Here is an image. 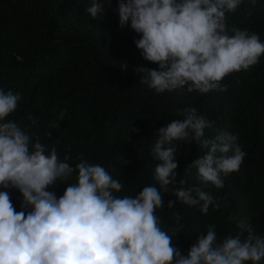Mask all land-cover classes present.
<instances>
[{
	"label": "clouds",
	"instance_id": "9594fccd",
	"mask_svg": "<svg viewBox=\"0 0 264 264\" xmlns=\"http://www.w3.org/2000/svg\"><path fill=\"white\" fill-rule=\"evenodd\" d=\"M241 2L117 0L119 27L130 23L141 37L134 43L142 58L158 65V70L136 69L139 85L157 94L185 86L188 93L226 90L221 81L227 75L249 69L264 55L258 35L237 28L229 35L226 13H234ZM105 5L111 7V0H92L86 12L96 18ZM20 100L19 93L0 89V187L17 189L23 198L17 212L9 193L0 191V264H260L264 260V237L251 227L246 237L240 232L219 241L215 225H208L206 234H198L182 255L172 241L183 231V217L173 213L176 224L165 230L155 214L164 204L162 192H171L188 207L199 206L203 214L210 206L219 208L210 193L186 187L188 172L179 178L176 156L181 144L195 142L200 151L207 150L189 170H196L202 185L216 189L224 187L221 177L238 171L246 156L237 135L225 131L206 137L205 129L213 122L198 115L195 107L177 110L181 118L156 131L151 146L154 183L135 196H120L116 194L125 185L100 164L81 155L73 168L69 156L60 160L55 147L48 152L38 135L6 121ZM29 120L37 123L31 116ZM74 172L76 183H69L62 196L49 190ZM176 200L167 208L172 209ZM239 227L244 229V223Z\"/></svg>",
	"mask_w": 264,
	"mask_h": 264
},
{
	"label": "trees",
	"instance_id": "16d2710c",
	"mask_svg": "<svg viewBox=\"0 0 264 264\" xmlns=\"http://www.w3.org/2000/svg\"><path fill=\"white\" fill-rule=\"evenodd\" d=\"M91 2L0 0V89L21 95L6 121L38 135L48 152L55 147L60 160L69 156L73 168L81 155L100 164L125 185L116 195L135 196L154 183L151 146L156 131L181 118L177 110L195 107L198 115L213 122L205 129L206 137L225 131L237 135L246 156L238 171L221 177L224 187L216 189L202 185L196 170H189L207 150L200 151L195 142L181 144L176 156L179 178L188 172L186 187L210 193L219 208L210 206L207 214L199 206L187 211L171 192H162L164 204L155 212L161 227L175 226V212L183 217V231L172 241L182 255L198 234H206L208 225H215L219 241L240 232L246 237L248 227L264 237V55L249 69L227 75L221 81L226 90L188 93L185 86L157 94L139 85L136 69L158 70V65L142 58L134 43L141 37L130 23L119 27L117 0H111V7L105 5L96 18L86 12ZM226 26L229 35L232 28L246 30L264 43V0H242L234 13H226ZM61 112L65 114L58 120ZM29 116L37 121L35 125ZM56 123L58 127H50ZM76 175L57 180L49 190L59 198L69 183H76ZM0 191L9 193L17 212L22 210L17 189L0 187ZM171 200L176 203L168 209Z\"/></svg>",
	"mask_w": 264,
	"mask_h": 264
},
{
	"label": "rangeland",
	"instance_id": "374dc122",
	"mask_svg": "<svg viewBox=\"0 0 264 264\" xmlns=\"http://www.w3.org/2000/svg\"><path fill=\"white\" fill-rule=\"evenodd\" d=\"M182 207H183L185 210H187V211H190V210H192V209L195 210V209L197 208V206H196V207H188V206L183 205V204H182ZM220 212H221V216H222V218H223L226 222H228V220H227L228 215H227L226 211H225L224 209L220 208Z\"/></svg>",
	"mask_w": 264,
	"mask_h": 264
}]
</instances>
